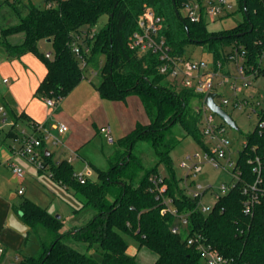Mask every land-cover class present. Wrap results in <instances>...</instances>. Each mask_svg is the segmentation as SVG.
<instances>
[{"label":"trees","instance_id":"obj_1","mask_svg":"<svg viewBox=\"0 0 264 264\" xmlns=\"http://www.w3.org/2000/svg\"><path fill=\"white\" fill-rule=\"evenodd\" d=\"M47 2L57 6L45 9L24 0H6L1 5L7 4L17 20L13 25L0 26V48L7 58L34 54L46 66V75L35 96L59 104L82 82L88 68L80 66L70 43L76 34L92 29L107 15L106 25L87 40L91 50L87 67L103 77L94 86L102 99L126 102L130 95L137 96L148 122H138L117 140L115 152L107 157L110 168H97V177H87L84 182L77 178L68 160L53 163V155L46 153L43 141L39 170L48 172L60 185L71 187L82 202V210L92 209L95 213L88 223L65 231L61 217L29 200L23 201L17 210L37 235L39 251L36 255H22L19 264H136V256L128 253L125 237L136 239L140 248L145 246L154 252L155 264H203L196 247L188 245L186 230L190 236H201L232 264H264V127H256L245 135V145L237 159L239 181L211 213L203 214L198 201L181 187L182 179H177L171 160V152L181 142L173 131L176 124L184 128L186 137L193 136L207 151L202 131L203 110L191 107L192 99L198 95L190 89L176 88L160 75L157 56H138L128 47L129 37L138 29L139 16L145 7H150L164 19L162 34L174 55L185 56L190 44L202 45L213 63H221L226 73L229 51L238 48L246 55L247 73L264 78V0H238V11L243 13L244 20L219 32L210 31L206 21L192 22L185 17L182 10L187 0H44ZM18 35L22 38L12 42L11 38ZM41 41H50L51 57L39 50ZM5 108L13 127L21 122L36 129L28 115ZM260 117L264 119V111ZM10 134L17 136L13 131ZM138 142L153 147L158 158L154 166L146 165L136 149ZM256 158L261 167L263 194L250 216L245 213L243 188L256 180L254 165L249 163ZM160 165L170 172L169 177L163 178V198H171L179 213L189 214L188 227L181 234L172 232L177 219L170 212L163 213V198L158 199L150 181L152 176L160 177ZM69 239L90 248L97 244L102 259L73 248L66 242Z\"/></svg>","mask_w":264,"mask_h":264},{"label":"rangeland","instance_id":"obj_2","mask_svg":"<svg viewBox=\"0 0 264 264\" xmlns=\"http://www.w3.org/2000/svg\"><path fill=\"white\" fill-rule=\"evenodd\" d=\"M5 1L6 0H0L1 27L5 25H13L17 21L16 18L12 16L7 4L1 6ZM24 1L27 4L35 6H45L44 0ZM229 1H231L235 9L233 16L222 17L215 23H210V31L219 32L230 30L244 20L243 13L237 10L238 0ZM107 22L108 16L103 15L97 25L93 27L94 32H99ZM21 38L22 35H18L11 38V41L18 42ZM39 50L46 53L48 51L50 52L52 48L47 42L41 41L39 43ZM2 55H5V51L0 48V57ZM185 56L197 61L203 60L209 64H212L213 62L211 55L202 45H188L186 47ZM31 59L32 61L39 63L40 69L45 67L44 63L34 54H27L19 59L7 58L6 61L10 65L12 62H16L22 68H25L26 66L28 74L30 72L38 74L39 68L36 70L35 65L34 70H29L32 68V64L30 63ZM262 65L264 66V59ZM24 68L23 70H25ZM228 69L234 77L238 76L234 64H230ZM11 74L5 70L4 73L0 75V94L4 95L5 92L8 91V88L14 82L19 80L12 68ZM30 76H32V74ZM4 78L8 79V84L3 82ZM102 78L101 74L93 75L89 69L86 70L82 82L56 107H49L51 109V114H56V116H53V120L51 118L52 122L49 124V127H51L52 123L58 121V117L65 119L71 118L78 124L77 128L74 129L76 132H74L72 140L74 143L73 147L76 145L75 147L78 151H69L65 145V139L57 133H52L53 137H50L51 140L47 141V148L53 153L52 162L58 163L64 160H72L71 166L76 175L87 171L89 161H92L101 170H108L110 168L107 157L115 152L117 146L116 144L109 145L103 135L100 134L99 128L102 125H110L112 127L113 137L117 141L126 134L124 131L131 130V124L134 120L141 123L148 122V116L144 112L140 100L135 95H130L125 103L122 101L102 99L96 92L94 86L95 84H99L102 81ZM28 79L29 76L24 79L23 83L29 93ZM248 81L252 84L244 87L243 92L238 95V98L243 99L245 97H252L253 101H260L262 105H264V78L262 76L256 79L249 78ZM219 82L220 79H217L216 83ZM238 84L243 85V81L240 80ZM24 87H22V89L26 91ZM22 89H19L16 95L19 96L18 98L26 99V92L23 94ZM216 95L217 98L215 101L219 105H221L223 99L229 101L227 106L223 105V109L233 118L239 127V130H235L230 126L228 127L232 157L236 160L239 152L243 149L245 135L255 129L258 124V119L256 114L251 111L250 107H243L242 109L233 108L232 100L235 95L228 85L218 86ZM5 96L6 99L9 100L8 96H10V94L8 96L5 94ZM31 99L29 100L31 101ZM201 105V97L196 96L192 99L191 107L200 108ZM208 113L214 115L217 123L222 122V119L212 111L209 110ZM1 115L2 114H0V130L3 129V131L6 132L9 130V127L7 124L3 123ZM20 129L21 128L18 127V130ZM173 131L175 136L181 140L180 144L171 152L172 166L177 179H182L186 176L188 169H184L181 166V163L190 156L192 157V162H199V166L202 168L201 172H199L195 178L196 183L203 186H212L213 190L216 191L222 184H230L233 181L230 169L229 171H226L222 168H216L204 159V148L201 143L193 136L186 137L185 130L180 124H176L173 127ZM54 141L58 143L53 144ZM204 143L210 145L208 140H205ZM136 149L141 156L145 158L146 165L151 167L157 163L158 158L153 147L149 143L138 142ZM196 154H198L200 158H196ZM20 161L23 164L21 165L22 168L26 172V180L23 183L26 192L25 195L18 196L12 200L10 199V188H12L11 192L17 190L16 185H10L12 182V176H10L12 175L11 167H7V170L11 174L4 171L0 177V183L4 186L5 193L7 194L6 200L0 201V245L8 248L7 256L5 258L8 264H18L22 255H36L39 251L37 235L22 221L21 214L17 210V207L23 201L29 200L46 209L49 213L55 216H60L64 221L63 230L65 231L72 226H82L88 223L95 213L92 209L82 210V202L73 194L71 187L66 188L65 186L60 185L57 181L52 179L48 172L40 171L38 166L31 163L26 157H22ZM222 163H225V161H222ZM89 170L92 172V177L96 178V170L93 169V167L89 168ZM159 173L162 178L169 177L170 175V172L163 165H160ZM181 185L183 186L182 181ZM212 202L213 194L212 191H210L206 195L205 203L211 205ZM75 210L81 211L75 213ZM13 222H15V226ZM125 238L129 244L128 253L136 256V264H155L157 255L154 252L145 246L140 248V244L134 238ZM66 242L81 252L90 254L98 260L102 259V253L97 244L90 248L88 244L75 241L74 239H69ZM16 255L19 256L18 260H15Z\"/></svg>","mask_w":264,"mask_h":264},{"label":"built area","instance_id":"obj_3","mask_svg":"<svg viewBox=\"0 0 264 264\" xmlns=\"http://www.w3.org/2000/svg\"><path fill=\"white\" fill-rule=\"evenodd\" d=\"M68 1V0H67ZM55 2L45 3L44 8L50 9L56 7ZM239 5L237 4V10ZM183 15L192 22L206 21L208 24L215 23L222 17H230L234 14L235 9L231 1L229 0H187L183 7ZM138 29L133 32L129 37L128 47L137 53L138 56L151 53L160 60L158 65V73L169 80L178 89H190L193 90L198 96L202 97V131L204 133L205 140H208L210 145H207V151H204V159L210 162L216 168H222L226 171L231 170L233 181L230 184H222L218 190H213L212 186H203L196 183L195 178L197 174L201 172L202 168L198 163L192 162V157H187L181 163L184 169H188V172L184 178H182L185 193L192 199L198 201V209L205 215L211 213L218 203V201L226 196L231 189L239 181L241 173L237 167V159H233L231 152V141L228 136L229 125L222 119L221 123L215 121L214 115L209 114L210 110L204 103L206 96L210 93L217 92V87L222 85H228L233 91L235 97L232 100V106L234 109H242L243 107H250L258 119L256 127H264V119H262L261 113L264 111V105L260 101H253L252 97L239 99L238 95L243 92V88L251 85L248 81L249 78H254V74L247 73L246 55L244 52H240L238 48L229 51L228 63L224 73L221 69V63L209 64L203 60L197 61L186 56H176L173 53L172 48L167 44L164 37L163 30L165 27L164 19L158 16L156 12L150 8L145 7L142 14L138 18ZM96 33L92 29H85L71 41L70 48L83 68L87 67V56L90 54V46L87 40L93 39ZM46 57H51L50 53H46ZM264 59V54H263ZM262 59V61H263ZM234 64L236 67L237 75L234 77L229 71V65ZM263 66V65H262ZM90 70V69H89ZM93 75L99 74L97 71H91ZM220 79L219 83L216 80ZM242 80L243 85H239L238 82ZM217 98V97H216ZM215 98V99H216ZM214 99V102L216 103ZM46 103L49 107H56L58 104L52 99H46ZM217 104V103H216ZM229 101L223 99L221 105L217 104L223 109V105L227 106ZM3 111V108L0 109ZM224 110V109H223ZM211 111V110H210ZM225 111V110H224ZM215 114V113H214ZM217 115V114H216ZM255 127V128H256ZM28 133L25 129L21 130L19 135L13 140L12 149L15 153L22 157H26L31 163L36 164L38 168L42 167L40 160L41 146L43 141L49 138L50 134L46 131L43 125H36V129ZM68 127L64 124L58 126L59 134H65L68 131ZM100 134L106 139L109 145H114L116 140L113 137L112 129L110 125H103L99 129ZM40 135V136H39ZM58 142L54 141L53 144ZM245 145V143H244ZM17 146V148H16ZM196 158H200L198 154ZM225 161V163H222ZM71 163V160H69ZM250 164L254 165L253 173L256 175V180L251 185H246L243 188V194L246 199L244 201L245 213L252 216L256 205L260 204V198L263 192L260 186L263 183L261 175V167L259 159L250 160ZM14 175L23 180L25 171L16 165H10ZM87 177H91V172L87 169L77 175V178L84 182ZM150 181L155 186V190L158 193V199L163 198L166 191V184L163 178L160 176H152ZM212 191L213 202L211 205L205 203V198L208 192ZM25 194V187H21L18 190V195L23 196ZM165 209L163 213L170 212L177 219V223L172 227L174 234H181L183 230L188 227V213H179L173 206V200L171 198H163ZM187 236L188 245L195 246L197 251L201 255L203 264H232V260L224 257L210 244H207L205 240L197 235L190 236L188 231H185ZM7 251L5 247L0 245V264H8L5 258ZM18 255L15 256V260H18ZM19 264V262H18Z\"/></svg>","mask_w":264,"mask_h":264},{"label":"crops","instance_id":"obj_4","mask_svg":"<svg viewBox=\"0 0 264 264\" xmlns=\"http://www.w3.org/2000/svg\"><path fill=\"white\" fill-rule=\"evenodd\" d=\"M48 44H50V43H48ZM46 53H50V52L48 51ZM6 60H7V55L5 53V55H2L0 57V73L3 74L4 71L6 70V72L11 74V68H12L13 71L15 72V75L18 77L19 80L14 82L8 88V91H7L8 93L5 92V94H7V96L10 94V96H8L9 100L6 99L5 94L4 95L0 94V95H2V96H0V109L3 108V111L0 110V114H2L1 116L3 119L2 120L3 123L7 124L9 127V130L6 132H4L3 129L0 130V177L2 176L4 171H7V173H10L7 170V167H10L11 164L19 166L22 168L21 165H23V164L20 161L22 157H20V155L15 153L12 149L13 145H17L16 143H13V140L19 135L20 131L23 129H25L28 133L33 131L32 130L33 127L28 126V124H26V123L18 122L16 124V126L13 127V125H14L13 121L11 120V117H10L9 113H7V110L5 107L10 108L16 114L25 113L26 115H28L31 118L32 122H34L36 125H43L45 127L46 131L51 135V136H49V138L53 137L52 133L53 134H56V133L59 134L58 126L60 124L66 125L69 130L65 134H61V135L59 134V135L65 139V145L67 146L69 151L73 152V151L77 150V148L75 147L76 145L73 147L74 143L72 142L73 134H74V132H76V130H74V129H76L78 126L77 122L71 118L65 119V118L58 117V121L56 120L57 122L52 123L51 127H49V124L53 120V116H56V114L55 113L53 115L51 114V109L49 108V106L46 105L47 103H46V100L44 98L35 97V92H36L39 84L42 82V80L44 79V77L46 75V72H47L46 66L43 67V69H40L39 63H36L35 61H32V59H31L30 63L32 64V68H30L29 70H31V69L34 70L35 69L34 65H35L36 70L39 68V73L35 74L34 72H30L28 74L27 67L25 65H24L25 68L24 67L23 68L26 71L23 70V68L20 67L16 62H12L10 65L9 63H7ZM91 71L92 70H90V72ZM31 74H32V76H30ZM11 75H14V74H11ZM97 75H99V74H97ZM27 76H29V79H28V82H29L28 91H29V93L27 92V89L24 87V83H23L24 79ZM3 82L5 84L9 83L7 78H4ZM22 87H24L26 89V91L24 89H22ZM19 89H22L23 94H24V92H26V99L18 98L19 96H17L16 94L18 93ZM96 92H97V90H96ZM31 96H32V99H31ZM29 99H31V101ZM140 104H141V102H140ZM141 106H142V104H141ZM51 118H52V120H51ZM137 123L138 122L136 120L133 121V123L131 124V130L136 126ZM18 127H20L21 129L18 130ZM111 129H112V127H111ZM131 130H126V131H124V133H128ZM12 131L15 132L17 134V136L14 134H10V132H12ZM112 134H113V129H112ZM49 138L45 140V148L44 149H45L46 153H51L53 155L52 151L47 148V141L51 140V138L50 139ZM16 148H17V146H16ZM92 167L95 170L98 168L96 166V164H94L92 161H89L88 165H87V169L92 168ZM10 176H12V180H11L12 182L10 183V185L14 184L17 186V190L15 192H11L12 188H10V199L12 200V199H15L19 196L18 190L21 187H24L23 183L26 180V172H25L23 180L19 179L16 175L13 174V172H12V175H10ZM96 177H97V173H96ZM91 178H93L92 172H91ZM6 196H7V194L5 193L4 186H2L0 183V201H5ZM73 227H80V226H72L71 228H73ZM67 229L69 230V228H67ZM0 241H1V239H0ZM4 247H6V246H4Z\"/></svg>","mask_w":264,"mask_h":264},{"label":"water","instance_id":"obj_5","mask_svg":"<svg viewBox=\"0 0 264 264\" xmlns=\"http://www.w3.org/2000/svg\"><path fill=\"white\" fill-rule=\"evenodd\" d=\"M245 14H246V10H245ZM48 43H50V41H48ZM216 97L217 95L215 93L208 94L204 100L205 105L213 113L220 116L224 120V122L227 123L230 127H232L235 130H239V127L237 126V123L233 120V118L214 102V99ZM57 218H60V216H57Z\"/></svg>","mask_w":264,"mask_h":264},{"label":"clouds","instance_id":"obj_6","mask_svg":"<svg viewBox=\"0 0 264 264\" xmlns=\"http://www.w3.org/2000/svg\"><path fill=\"white\" fill-rule=\"evenodd\" d=\"M14 226H15V222H13Z\"/></svg>","mask_w":264,"mask_h":264}]
</instances>
